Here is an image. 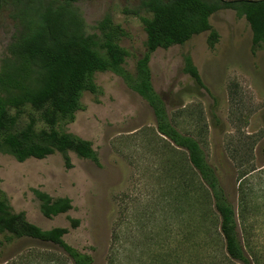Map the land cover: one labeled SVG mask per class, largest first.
<instances>
[{
    "label": "rangeland",
    "instance_id": "rangeland-1",
    "mask_svg": "<svg viewBox=\"0 0 264 264\" xmlns=\"http://www.w3.org/2000/svg\"><path fill=\"white\" fill-rule=\"evenodd\" d=\"M22 3H0V62L19 32ZM72 5L89 34L106 16L121 27L119 45L128 53L123 68L133 75L145 53L139 17H149L140 0ZM209 22L218 34L214 49L203 33L157 50L149 62L151 83L178 132L200 143L232 205L250 200L244 224L237 218L239 240L250 264H264V45L251 52L250 28L233 11H219ZM186 56L202 87L183 73ZM93 80L98 94H83L75 120L59 131L89 142L96 160L53 153L19 163L0 155V200L41 230H69L64 242L90 255L93 264H236L225 255L212 208L197 198L190 209L189 186L198 181L186 154L157 134L151 109L119 77L104 73ZM26 122L25 113L21 124ZM35 190L69 199L72 209L43 217ZM70 220L78 221L75 229ZM59 251L0 237V264H68Z\"/></svg>",
    "mask_w": 264,
    "mask_h": 264
},
{
    "label": "trees",
    "instance_id": "trees-1",
    "mask_svg": "<svg viewBox=\"0 0 264 264\" xmlns=\"http://www.w3.org/2000/svg\"><path fill=\"white\" fill-rule=\"evenodd\" d=\"M15 1L23 2L18 13L20 28L7 47V56L0 62V155L10 156L19 163L42 160L53 153L64 156L73 153L82 160L95 161L89 142L60 132L59 126L73 123L83 94H98L94 76L111 73L151 109L157 134L169 146L186 154L198 181L189 186L190 209L195 210L196 199L202 198V206L208 204L212 208L211 216L218 221L228 261L250 264L239 240L237 223L238 217L244 221L245 211L251 208L250 200L243 197L236 209L207 162L200 143L178 132L152 87L149 62L157 50L183 46L203 33H208L207 46L213 50L218 34L209 20L224 10L233 11L238 19L246 21L251 31V52L255 53L264 45V0H140L141 9L149 17H139L146 35L145 53L136 62L133 75L123 68L128 57L119 45L123 31L108 16L97 22L92 28L95 32L89 34L72 5L78 0ZM183 73L202 87L189 56L184 57ZM25 113L27 122L21 124ZM32 192L45 218L72 209L67 198L52 199L45 193ZM70 224L75 229L78 221L70 220ZM68 232L62 228L41 230L27 222L23 214H11L10 208L0 200V237L6 242L30 239L52 244L68 264H93L90 255L64 242Z\"/></svg>",
    "mask_w": 264,
    "mask_h": 264
},
{
    "label": "water",
    "instance_id": "water-1",
    "mask_svg": "<svg viewBox=\"0 0 264 264\" xmlns=\"http://www.w3.org/2000/svg\"><path fill=\"white\" fill-rule=\"evenodd\" d=\"M247 2H252L251 0H247Z\"/></svg>",
    "mask_w": 264,
    "mask_h": 264
}]
</instances>
